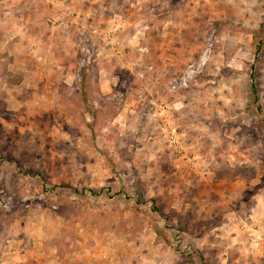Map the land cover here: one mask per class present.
I'll return each instance as SVG.
<instances>
[{"label": "rangeland", "instance_id": "obj_1", "mask_svg": "<svg viewBox=\"0 0 264 264\" xmlns=\"http://www.w3.org/2000/svg\"><path fill=\"white\" fill-rule=\"evenodd\" d=\"M263 24L264 0H0V264H264Z\"/></svg>", "mask_w": 264, "mask_h": 264}, {"label": "trees", "instance_id": "obj_2", "mask_svg": "<svg viewBox=\"0 0 264 264\" xmlns=\"http://www.w3.org/2000/svg\"><path fill=\"white\" fill-rule=\"evenodd\" d=\"M258 35H259V39L256 41L255 43V50H256V54L258 55L261 51V48H262V44H263V40H264V24L261 26L259 32H258ZM251 91H252V95H253V98H255V100L257 99V93H256V88H255V85L253 83V79L251 78ZM258 108V111L260 112V108L259 106H257ZM263 119V122H264V117H262ZM91 193V192H89ZM180 228V231H183L182 230V227H179Z\"/></svg>", "mask_w": 264, "mask_h": 264}, {"label": "crops", "instance_id": "obj_3", "mask_svg": "<svg viewBox=\"0 0 264 264\" xmlns=\"http://www.w3.org/2000/svg\"><path fill=\"white\" fill-rule=\"evenodd\" d=\"M87 234H88V233H87ZM87 237H88V236H87ZM96 244H97V243H96ZM98 253H99V254H97V255H96V254H94V255L90 254V255L94 256L95 259H97V257L101 259L102 255L100 254V252H98ZM95 255H96V256H95ZM82 258H83V260H85V259H90V258H89V255H88L87 253L83 254V255H82ZM102 259L104 260V258H102ZM103 260H101V261H103ZM105 261H106V260H105ZM97 262H98V260H95V264H98Z\"/></svg>", "mask_w": 264, "mask_h": 264}]
</instances>
